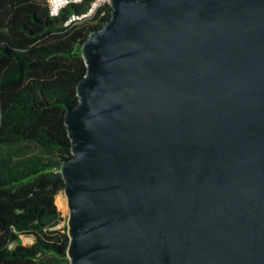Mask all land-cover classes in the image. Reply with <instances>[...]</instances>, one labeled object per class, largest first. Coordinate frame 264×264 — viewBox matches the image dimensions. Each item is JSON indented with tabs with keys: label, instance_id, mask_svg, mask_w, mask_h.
Instances as JSON below:
<instances>
[{
	"label": "water",
	"instance_id": "water-1",
	"mask_svg": "<svg viewBox=\"0 0 264 264\" xmlns=\"http://www.w3.org/2000/svg\"><path fill=\"white\" fill-rule=\"evenodd\" d=\"M64 123L69 264H264V0H109Z\"/></svg>",
	"mask_w": 264,
	"mask_h": 264
},
{
	"label": "trees",
	"instance_id": "trees-1",
	"mask_svg": "<svg viewBox=\"0 0 264 264\" xmlns=\"http://www.w3.org/2000/svg\"><path fill=\"white\" fill-rule=\"evenodd\" d=\"M47 1L0 0V264H69L56 207L65 187L61 164L72 158L64 116L76 107L86 73L81 46L111 10L65 29L94 0L69 5L57 18ZM21 236L33 244L23 246Z\"/></svg>",
	"mask_w": 264,
	"mask_h": 264
},
{
	"label": "built area",
	"instance_id": "built-area-1",
	"mask_svg": "<svg viewBox=\"0 0 264 264\" xmlns=\"http://www.w3.org/2000/svg\"><path fill=\"white\" fill-rule=\"evenodd\" d=\"M83 0H48L49 16L57 18L61 11L69 5L81 4ZM109 4V0H94L87 12L71 15L63 24L65 29H71L79 24L92 20L96 14ZM103 13L100 14L102 16Z\"/></svg>",
	"mask_w": 264,
	"mask_h": 264
},
{
	"label": "rangeland",
	"instance_id": "rangeland-1",
	"mask_svg": "<svg viewBox=\"0 0 264 264\" xmlns=\"http://www.w3.org/2000/svg\"><path fill=\"white\" fill-rule=\"evenodd\" d=\"M60 196L63 197L65 202H66V199H65V196H64L63 192L60 193L57 197H60ZM56 207H57V210L59 211V213L61 215V218H62V222L57 227V229H62L63 227H65L66 221H67V207L63 208V207L59 206L57 203H56ZM20 241H21L23 246H30L31 244H33L34 239L32 237H30V236H21L20 237Z\"/></svg>",
	"mask_w": 264,
	"mask_h": 264
},
{
	"label": "bare ground",
	"instance_id": "bare-ground-1",
	"mask_svg": "<svg viewBox=\"0 0 264 264\" xmlns=\"http://www.w3.org/2000/svg\"><path fill=\"white\" fill-rule=\"evenodd\" d=\"M57 204H58L59 206L63 207V208H66V207H67L64 198L61 197V196H60V197H57Z\"/></svg>",
	"mask_w": 264,
	"mask_h": 264
}]
</instances>
